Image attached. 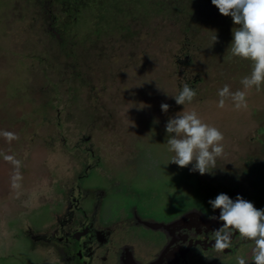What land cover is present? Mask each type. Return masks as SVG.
Returning a JSON list of instances; mask_svg holds the SVG:
<instances>
[{
    "label": "rangeland",
    "instance_id": "obj_1",
    "mask_svg": "<svg viewBox=\"0 0 264 264\" xmlns=\"http://www.w3.org/2000/svg\"><path fill=\"white\" fill-rule=\"evenodd\" d=\"M195 3L185 6L183 21L178 13L171 16L169 11L155 8L146 12L148 17L138 10L133 16L122 15L119 24L102 31L92 30L88 24L83 31L73 32L67 26L55 32L33 0H0V174L2 168L12 165L5 158L11 157V150L22 138L34 135L32 125L42 128L59 108L63 116L84 117L85 124L99 132L101 152L108 148L111 161L154 160L163 176L175 177L182 168L170 162L174 153L167 144L166 124L184 110L174 96L185 83L182 70L186 69H190L189 77L202 79L195 86L197 96L185 110L196 111L224 135L225 152L217 160L219 167L247 162L248 147L253 145L251 127L256 125L250 115L254 108L259 111L260 102L264 106V87L247 90L246 109L237 110L230 99L224 108L217 106L218 91L225 85L232 92L244 90L241 80L250 75L252 62L228 51L237 27L232 17L222 15L211 0ZM39 100L45 106L41 103L40 107ZM163 103L170 106L167 113L161 109ZM5 132L18 138L10 140ZM148 145L156 147L144 151L142 147ZM0 189V225L6 215L14 227L22 215L14 202L36 201V192L26 187L25 193L16 192L8 185ZM28 222L32 225V218ZM30 245L23 237L14 241L1 230L0 264L37 261L36 254L38 258L42 253L25 252Z\"/></svg>",
    "mask_w": 264,
    "mask_h": 264
},
{
    "label": "flooded vegetation",
    "instance_id": "obj_2",
    "mask_svg": "<svg viewBox=\"0 0 264 264\" xmlns=\"http://www.w3.org/2000/svg\"><path fill=\"white\" fill-rule=\"evenodd\" d=\"M187 70L182 75L193 88L202 78L189 77ZM39 103L44 105L43 100ZM257 107L250 115L256 125L251 127L247 162L220 168L217 161L212 176L192 171L194 164L178 166V175L171 179L154 160L111 161L108 148L101 152L99 132L84 117L63 116L58 108L42 128L32 125L34 135L20 140L11 150L12 165L1 169L0 187L12 186L18 173L22 180L14 191L32 189L36 201L16 200L21 220L11 227L5 215L0 232L14 241L20 236L31 242L25 252L42 253L38 258L36 254L37 261L23 264H237L238 256L253 264L254 243L238 233L231 249L215 251L212 234L221 222L211 217H218L220 210L209 201L224 193L233 200L242 196L264 210V106L260 102ZM21 148L25 150L19 157Z\"/></svg>",
    "mask_w": 264,
    "mask_h": 264
},
{
    "label": "clouds",
    "instance_id": "obj_3",
    "mask_svg": "<svg viewBox=\"0 0 264 264\" xmlns=\"http://www.w3.org/2000/svg\"><path fill=\"white\" fill-rule=\"evenodd\" d=\"M224 16H231L234 24L233 40L230 50L233 57L252 62L250 75L242 78L244 90L232 92L228 85L218 91L219 108H224L226 100L230 99L237 110L246 109L247 90L255 88L261 91L264 87V0H211ZM214 35L212 40L217 41ZM159 87V85H158ZM197 92L184 83L182 91L174 96L178 105L184 110L170 118L166 124L167 144L169 151L174 153L171 163L181 168L193 165L192 171L201 175L210 174L217 165V160L224 156V135L213 125L206 123L196 111H186V105L191 104ZM167 103L161 104L163 112L169 110ZM7 138L16 139L13 133L5 132ZM13 160V157H5ZM19 165V161H14ZM21 177L17 173L13 177V188ZM209 204L214 210L219 209V216L211 219L221 222V227L213 230V248L217 253L233 247V237L236 233L243 240L254 243L253 264H264V210L257 209L253 203L237 196L235 200L221 193ZM237 264H246L243 256L237 257Z\"/></svg>",
    "mask_w": 264,
    "mask_h": 264
},
{
    "label": "trees",
    "instance_id": "obj_4",
    "mask_svg": "<svg viewBox=\"0 0 264 264\" xmlns=\"http://www.w3.org/2000/svg\"><path fill=\"white\" fill-rule=\"evenodd\" d=\"M195 1L197 4V0H33V5L40 7L44 21H49L48 27L55 32L67 26L76 32L87 30L88 24L92 30L102 31L110 25L119 24L122 15L133 16L135 10L139 13L143 11L146 17V12L155 8L167 10L171 16L178 13L177 17L183 21L187 14L185 6L190 7ZM190 57L198 60L197 57Z\"/></svg>",
    "mask_w": 264,
    "mask_h": 264
}]
</instances>
